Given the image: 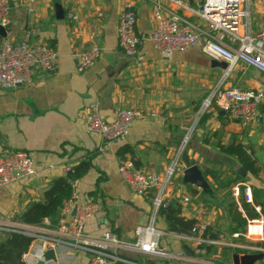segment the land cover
I'll return each instance as SVG.
<instances>
[{"label":"crops","instance_id":"1","mask_svg":"<svg viewBox=\"0 0 264 264\" xmlns=\"http://www.w3.org/2000/svg\"><path fill=\"white\" fill-rule=\"evenodd\" d=\"M23 1L10 0V24L6 37L0 38V45L4 40L19 41L28 35L31 43L52 46L58 59L53 73L35 69L30 84L0 90V154L4 148L25 151L31 155L36 169L31 178L0 189V223H17V215L32 202L42 201L51 182L65 176L66 167L87 161L90 169L76 182L75 190L79 199L96 201L100 211L85 222L84 233L99 237L112 232L118 239L130 241L137 227L149 223L156 191L146 196L133 193L120 179L118 163L130 159L137 168L162 174L189 133V143L182 155L183 166H197L206 187L192 185L182 174L164 192L168 202L179 201L183 217L218 230L217 240L222 237V245L205 246L197 252L196 245L187 236L168 233L163 219L157 216L155 228L163 233L160 246L172 252L182 250L187 259L168 262L142 255L132 257L139 264H232L231 258L228 263L224 261V251L223 257L220 253L223 249L237 253L229 245L238 243L239 239L223 234V225L228 221L219 208L223 205L217 206L213 194L220 189L211 176L204 177L203 171L204 167L214 164L217 170L220 164L235 162L237 172L238 162L220 153L217 146L242 145L261 172L257 178L245 174L243 183L238 184L250 187L253 203L256 199L264 202V97L258 119L248 127H242L216 105L202 114L200 110L219 83L225 89L258 91L264 96V76L240 65L227 74V67L225 70L213 67L212 62L217 60L202 54L198 47L162 56L149 41L147 0H130L136 12L137 31L143 38L135 57L123 54L116 39L119 15L128 0H37L30 13ZM55 4L64 10L61 20L55 18ZM71 8L78 16L75 23L65 17ZM247 8L249 17L244 22L249 28L241 26L238 34L243 36L249 32L257 41L258 35L264 33V0H251ZM178 14L196 29L204 30L205 25L199 19L181 11ZM225 44L237 48L238 41L230 37ZM92 46L101 49V56L88 71L78 74L72 54ZM91 103H97L100 116L107 122L113 121L122 109L140 113L124 142L101 148L99 135L86 127L85 110ZM122 148L130 151L120 156L118 150ZM225 176L234 177L233 173ZM184 197L189 203L182 202ZM49 226L48 221L36 228L43 232L51 230ZM3 232L0 231V241ZM40 243L34 239L31 246ZM59 264H88V255L79 251Z\"/></svg>","mask_w":264,"mask_h":264},{"label":"built area","instance_id":"2","mask_svg":"<svg viewBox=\"0 0 264 264\" xmlns=\"http://www.w3.org/2000/svg\"><path fill=\"white\" fill-rule=\"evenodd\" d=\"M37 0H24L27 12H32ZM150 5L151 33L149 41L152 48L162 56L167 57L174 52L185 53L193 47L214 60L227 65V74L240 65L258 71L264 76V33L253 39L249 32L239 36L241 26L249 28L244 22L249 17L248 3L251 0H147ZM10 0H0V27L7 30L10 24ZM178 11L188 13L199 19L205 25L203 31L196 29L185 20ZM66 19L75 23L78 16L73 8L67 11ZM248 31V30H247ZM79 33V31L77 32ZM238 41L237 48L225 44L226 39ZM116 39L119 50L129 57L139 54L143 38L136 28V12L132 1L123 4L116 29ZM101 49L92 46L86 51L72 54L75 70L78 74L88 71L100 58ZM58 53L45 43H31L26 35L22 40H4L0 45V90H12L19 86L28 85L32 81V72L38 69L45 73H53L57 66ZM219 83L205 99L200 113L202 114L212 105L219 107L229 117L236 119L242 127H248L259 116L263 94L258 91L225 89ZM140 113L133 109L119 110L113 121H105L99 113L97 103H91L85 110L87 130L99 135L101 148L126 140L129 130ZM189 143L187 133L171 159L166 170L159 174L154 170L137 168L130 159L118 163L117 172L120 179L126 183L131 191L139 196H146L156 191L152 199V214L145 226L137 227L134 238L130 241L120 240L112 232H105L99 237L88 236L84 233L85 222L99 214L100 205L91 199H79L75 186L72 184V195L62 203L56 228L38 232L36 227L24 226L18 223H0V231H20L21 233L41 241V246L35 245L23 254L25 264H51L43 259L47 249L55 252L57 263L69 260L76 252L83 251L88 255V264H139L132 255H142L148 258L170 261H182L187 257L182 250L172 252L159 244L161 231L155 228L158 211L164 208L168 199L165 188L171 185L174 178L182 175L184 167L181 163L182 155ZM249 155V152L247 151ZM190 167V166H189ZM65 174L69 167L65 168ZM34 161L27 152L4 148L0 154V189L14 185L35 175ZM244 187L242 198L252 206L258 214L257 218L248 219L240 202V188ZM238 211L246 220L244 233H235L231 238H244L250 244L231 243L229 246L240 250L242 255L264 254V247L254 243L264 242V216L260 207L254 206L251 189L247 185L236 184L232 188ZM189 203V199H181ZM75 209L74 215L72 214ZM48 223L44 220L43 224ZM207 226L196 221L187 240L197 247H214L222 245L223 238L211 240L203 237ZM67 258V259H66ZM255 264H264V257Z\"/></svg>","mask_w":264,"mask_h":264},{"label":"trees","instance_id":"3","mask_svg":"<svg viewBox=\"0 0 264 264\" xmlns=\"http://www.w3.org/2000/svg\"><path fill=\"white\" fill-rule=\"evenodd\" d=\"M217 149L225 156L235 159L245 174H250L253 178H257L261 172L260 166L246 153V149L242 145L229 143L226 146L218 145ZM127 150L130 151L126 148L119 149L118 155L122 156ZM216 165L214 164L210 168L204 167L205 169L203 171L204 177L209 175L214 182H217L219 175L218 171L214 170ZM89 169L90 163L87 161H80L77 164L71 165L65 176L56 178L51 182L49 188L44 193L42 201L32 202L23 212L17 215V223L30 227H42L44 220H48L50 223L49 228L51 230L55 229L59 217V209L62 203L72 195V184L80 180ZM233 176L232 179L226 181L225 184L219 185L218 188H231L238 183H243L245 179V176L238 175L236 171L233 172ZM253 204L254 206L260 207L261 214L264 216V202H259L256 199ZM241 206L248 219L258 217V214L253 210L252 206L245 203L243 199ZM233 207L234 205L229 207V214H231L232 220L229 223L228 234H242L245 231L246 220ZM158 216L163 219L168 233L179 236H188L196 222L195 219H187L182 216V208L177 200L169 201L164 208L158 211ZM219 233L218 230L208 227L203 237L217 240ZM33 241L34 238L20 231L3 232V238L0 241V264H25L22 256L28 252ZM254 245L264 247L262 243H254ZM204 247L202 246L201 249ZM229 252L232 253L233 251L228 250L224 255ZM235 252L238 251L235 250ZM146 264L153 263L146 262Z\"/></svg>","mask_w":264,"mask_h":264},{"label":"water","instance_id":"4","mask_svg":"<svg viewBox=\"0 0 264 264\" xmlns=\"http://www.w3.org/2000/svg\"><path fill=\"white\" fill-rule=\"evenodd\" d=\"M55 9V18L57 20H61L64 18V10L59 4L54 5ZM7 30L0 27V38L3 39L7 35ZM212 66L216 68H220L222 70H225L227 65L224 62H217L213 61ZM237 174L240 176H245V173L242 168H239L237 171ZM185 181L191 183L192 185L200 188H205L206 184L204 182V179L202 177V173L200 169L197 166H190L183 172ZM75 209L73 210L72 214L74 215ZM264 257V254L258 253V254H251V255H238L234 253L231 257L232 264H255L257 261L261 260ZM43 259L45 261H49L51 264L57 263V258L55 255V252L52 249H47L43 253ZM38 264H44V261H40Z\"/></svg>","mask_w":264,"mask_h":264},{"label":"rangeland","instance_id":"5","mask_svg":"<svg viewBox=\"0 0 264 264\" xmlns=\"http://www.w3.org/2000/svg\"><path fill=\"white\" fill-rule=\"evenodd\" d=\"M181 163L183 164V161H181ZM231 163V162H230ZM236 164L235 162H232V164H220L219 168L217 167V171H218V179L216 182V186L218 187L221 184H225L226 181H228L229 179L226 178L227 176H225V174L231 175V173H233V171L236 169ZM174 180V179H173ZM232 188V187H231ZM231 188H221L219 191H214L213 194L215 196V200L217 201V206H219L220 204L223 205V207H219L222 210L223 215H226V220L228 221V224H224L223 225V234H225L226 236L228 235V227H229V223L232 220L231 218V214H229V207H231L232 205H234L233 209L236 208L237 212L238 211V206L234 200V198L232 197V193H231ZM240 197H239V202L241 204L242 202V193H243V188L240 189ZM244 201V200H243ZM231 210V209H230ZM232 213V210L230 211ZM238 243H243V244H250L248 241H246L244 238H239V240L237 241ZM39 246H41V243L39 244ZM238 252L236 254L240 253V250L236 249ZM223 251L224 253H226V249L221 250L220 255L223 257ZM233 255V253H232ZM226 257H224V261L225 262H229L230 261V253H227L226 255H224Z\"/></svg>","mask_w":264,"mask_h":264}]
</instances>
